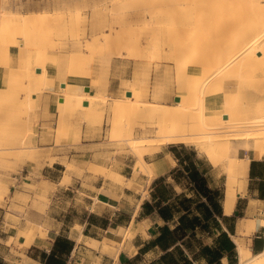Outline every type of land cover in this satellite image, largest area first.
<instances>
[{
    "label": "bare ground",
    "instance_id": "6f19581e",
    "mask_svg": "<svg viewBox=\"0 0 264 264\" xmlns=\"http://www.w3.org/2000/svg\"><path fill=\"white\" fill-rule=\"evenodd\" d=\"M120 1L95 0L89 6L92 9L89 22L96 23L93 28L97 34L108 29L110 35L100 38L94 34L85 41L84 51L91 53L93 48L115 43L144 49V42L148 45L155 39L156 54H145L141 60H134L135 64L142 63L150 69L154 61L161 65L170 63L182 93L176 96L178 101L173 105L164 104L163 100H146V89L137 70L134 82L126 85L127 97L113 99L109 106L112 132L122 127L127 129L124 139L136 159L138 171L148 177V184L168 172L176 161L168 154L163 159L148 162L147 156L159 153L165 146L179 144L203 152L214 165L220 164L226 174L222 206L224 215H232L237 194L246 188L250 162L249 157L237 155L234 143L243 142L245 148L255 149L256 154L264 153V0H203L209 14L207 21H201L200 11L189 10V0H155V5L150 4L154 0ZM5 2L0 0V62L5 59L8 64L10 48H14L17 49L14 57L17 65L9 67L4 75L0 74L4 85L19 82L38 95L54 93L56 98L62 99L57 105L61 124L78 114L80 120L89 125L102 123V107L107 104L102 83L108 79L114 57L123 59L124 56L121 53H115L114 57L102 56L96 69L83 53L63 50L68 39L62 35L51 52L52 56L58 53L63 60L58 70L52 57L37 50L36 44L38 40L42 42L44 30H47L45 36H53L48 34L53 24L58 25L60 31L69 29L71 18L45 11L15 13ZM175 8L179 9V14L173 17L169 11L175 13ZM110 14L120 20L109 19ZM85 23L87 17L79 15L76 25L82 27ZM131 26L143 27V31L135 33L131 28L127 31ZM20 34L23 36L18 37V41L16 35ZM56 78L69 83L61 82L65 86L56 89ZM86 81L91 83L85 86L90 92L80 85ZM154 87L162 97L166 88L164 82L158 81ZM92 88L97 93L93 94ZM2 91L0 86V109L6 103L4 99L13 93L2 96ZM16 100L15 106L19 103L18 98ZM136 127L142 131L151 128L155 133L151 137H135ZM13 149L25 151L29 147L21 140ZM111 176L112 181L122 186L132 181L116 172H111ZM259 225L264 227V221ZM256 228L254 219L239 220L236 235L231 237L236 245L237 264H264V249L252 253L246 241L247 238L250 241ZM24 231L27 230L19 235L25 236V245H29L31 235L42 233V227ZM82 240L80 237L79 241ZM86 244L95 249L99 247V243L91 239L86 240ZM113 254L117 257L118 252Z\"/></svg>",
    "mask_w": 264,
    "mask_h": 264
},
{
    "label": "crops",
    "instance_id": "0c3cea01",
    "mask_svg": "<svg viewBox=\"0 0 264 264\" xmlns=\"http://www.w3.org/2000/svg\"><path fill=\"white\" fill-rule=\"evenodd\" d=\"M59 85L61 86L60 83L58 87ZM38 101L47 110L44 118L45 125L53 126L58 119L57 105L61 99L56 98L53 93L47 92L46 95L39 97ZM46 142L48 148L54 151V161L44 166L41 174L42 180L37 181L38 187L32 196L43 195L47 200V205L43 214L38 213L36 208L30 210L32 224L34 227H43L44 236L40 235L42 233L31 235L32 240L30 237L29 245H25L27 238L19 235L23 230L18 222V211H15L18 204L12 201L15 194L13 188L18 184V180L13 177V172L0 171V178L8 183L11 196V201L6 202L5 207L0 205V264L6 262L8 255L11 264L22 262L24 264H46V260L58 240L68 241L70 250L66 253L56 252L53 260L57 263L163 264L160 261L161 257L170 252L178 260V254L173 252L177 247H180L193 264H206L205 259L196 258V255H199L201 246H212L218 233L213 238L197 229L195 239L190 240L194 248L188 250L182 245V242L188 239L194 231H185L186 236L181 240L179 239L181 233L175 231L179 225L178 219L183 213L174 215L173 220L165 221L156 212L151 216L144 215L143 212L142 206L146 202L162 207L170 204L180 194L185 193L187 197H191L189 183L184 179L182 183L175 180V170L179 165L172 148H176V151L179 152V145L165 147V150L162 151L164 153L152 160L163 159L166 155H171L175 159L176 165L168 172L148 184L147 176L143 177L144 175L141 174L142 178H134L128 176L123 171L124 169H120L117 173L123 175L129 182L132 180L130 185L122 186L108 177L95 175L89 171L90 167L98 166V161L103 158L104 154L97 137L82 139L80 145L58 146L55 144V137L49 135L46 137ZM246 156L250 159L249 181L256 182V188L252 193L254 194L252 202L259 206L264 203V198H261L264 197V153L259 155L256 154L255 149H251L250 154H246ZM71 161L74 162L76 169L83 170L84 173L81 176L69 174L65 180V162L70 163ZM158 180L161 181L156 183ZM40 183H45L48 186L47 190L41 192ZM160 186L170 190L167 199H160ZM251 190L249 185L248 191L251 192ZM243 198L236 201L233 214L227 216L235 217L232 221L234 222L232 234L227 230L226 224L221 219L219 220L223 230L229 234L230 238L232 235H236L239 220L249 218L243 212L251 207L252 202L247 201L246 208H243L241 207ZM235 212L236 216H234ZM261 212L262 210H260ZM223 216H226L224 212ZM254 220L257 228L248 246L252 253L257 254L264 249V236L261 232L264 227L259 225V218L256 217ZM164 227H168L172 234L168 244L160 247L156 245L155 240ZM80 237H82V241H79ZM90 239L99 243L97 249L86 244V240ZM231 240L234 243L232 238ZM104 248L110 251L108 250V252ZM116 251L118 252L117 257L113 256V252ZM221 264H229L228 259L222 258Z\"/></svg>",
    "mask_w": 264,
    "mask_h": 264
},
{
    "label": "rangeland",
    "instance_id": "374dc122",
    "mask_svg": "<svg viewBox=\"0 0 264 264\" xmlns=\"http://www.w3.org/2000/svg\"><path fill=\"white\" fill-rule=\"evenodd\" d=\"M93 1L95 0H6L5 4L8 5L9 9L15 13H30V12H42L45 11L49 14L59 13L65 17H68L70 22V28L65 29L64 31H60L59 26L51 25V31L48 34H52L53 36H45L47 30L41 32V40H38L36 44L37 50L48 54L47 56H51L52 60L57 67L58 70L62 67V58L58 55H51V52L54 49V43H60L62 35L66 36L68 42L65 43V47L63 50L73 51V52H81L86 56L87 61L93 64L94 68L99 67V59L103 57H114L115 53H121L124 58L113 59L111 63L110 72L108 75V79L105 83L103 81V90L102 93L107 98L106 107H102L104 118L102 123L89 125L84 121L80 120V115H76L72 119L66 120L64 123H60L59 116L55 121L54 125L48 127L44 123V118L47 113L46 108L42 107L41 103L38 101L39 97L46 95H38L33 91L27 90V86L25 83L20 84L17 83H6L4 85V79L0 77V86L3 87L2 96L8 95L7 98L4 99V106L1 107L0 113V171H10L13 172L14 178H17L18 184L14 186L15 194L13 196V202L17 203L18 206L15 207V211H18V222L20 228L22 230H29L34 228L32 224V213L31 209L36 208L38 213L43 214L44 209L47 205V200L43 195H34L32 193L35 192L38 187L37 181L42 180V172L43 168L47 163H52L54 161L53 158V149H49L46 137L53 136L55 137V144L58 146L69 144L72 145H80L82 139H93L94 137L98 138V143L101 146V151L104 153L103 158H101L98 162V166H92L89 168V171L95 175H102L104 177H108L109 179L113 178L111 176V172H119L120 169H124L123 171L128 174V176H133L142 178L141 173L138 171L136 166V159L133 157L132 153L129 150V147L126 142V132L127 129L120 128L116 132H112L111 130V119L109 113V106L112 103L113 99H125L127 86L134 82L135 73L138 70V74L142 77L140 82L142 86L146 89V100H160L164 104L173 105L175 104V98L177 95L181 94L182 91L177 86V80L175 79V72L172 69V65L169 63L160 64L159 61L152 62V67L149 69L147 66H144L142 63L135 64L134 60H141L145 54L147 55H155V51H157L156 47L157 43H154L155 39L147 45L144 42L147 49H139L135 45L131 44H122L115 43L106 47H97L93 48L91 53H86L83 49L84 43L86 40H90L93 38L95 34L96 37L102 38L103 36L109 37L110 32L108 29H105L101 34H97V30L93 28L96 23L89 22L91 18L92 9L89 7ZM121 0L120 2H122ZM130 1V0H127ZM183 0H177V2H182ZM194 1V3H193ZM105 3V2H104ZM203 0H189L188 8L190 11H200V19L201 21H207L209 19V14H207V7L204 6ZM151 5H155V0L150 1ZM100 5V4H99ZM103 5V3H102ZM106 10L109 9V4L106 3ZM175 13L174 11H169L171 16L178 15V8ZM79 15L87 17V23L81 27V25H76V20ZM115 15L109 16V19H116ZM120 20V19H116ZM84 27V29H82ZM133 29L135 33H140L143 31V27H128L127 31ZM84 31V33H83ZM35 34V33H34ZM23 36L22 34L16 35L18 41L19 38ZM26 36V35H25ZM28 36V34H27ZM29 37V36H28ZM46 37V38H45ZM58 38V39H57ZM64 46V45H63ZM17 53V49L10 48V58L7 62L5 59H2L0 62V74L1 76L7 72L9 67H16L17 61L14 58ZM158 62V63H157ZM170 78V79H169ZM158 81L164 82L165 92L162 95H157L156 90H154L157 86ZM61 82H68L66 79H55V87L59 89L61 86L58 84ZM80 83V82H79ZM78 84V83H77ZM85 86L91 85L89 81L82 82ZM93 94L97 93L94 88H92ZM155 92V93H154ZM27 96V94H29ZM54 94V93H53ZM154 94V95H153ZM164 96V97H163ZM18 105L15 106V101ZM28 99V101H27ZM105 108V109H104ZM105 110V111H104ZM101 111V108H100ZM79 112V111H78ZM110 119V120H109ZM139 129V130H138ZM151 129V128H150ZM148 129L147 131H142L140 128L136 127L134 129L135 137H151L154 135V129ZM145 132V133H144ZM125 138V139H124ZM25 143V146L29 147V150L20 151L15 150L13 148L16 147L17 142L21 140ZM243 142H235L234 146L238 148V156L241 158L246 157V154H250V150L242 145ZM19 144V143H18ZM254 144V143H253ZM252 144V145H253ZM182 145V144H179ZM258 145V142L256 143ZM165 146V147H169ZM184 147L182 154L186 157H190V159L202 163L203 169L207 171V176L209 179V184L211 189L218 190L223 193V198L225 194V183H226V174L224 173L222 166L220 164L214 165V163L210 162L206 155L203 152H200L193 146L190 145H182ZM254 146V145H253ZM165 147L162 150L153 155L147 156L146 160L151 162L154 158L161 156L165 150ZM37 157H33V155ZM251 156V155H250ZM250 164V162H249ZM66 173L65 180L67 179L69 174H77L81 176L84 172L83 170H78L74 167V162L70 163L65 162ZM145 177V176H143ZM112 180V179H111ZM246 188L244 192H239L237 194V201L244 197L241 200V207L246 206V202H252L253 199V191L256 188V182H250L248 177V171L246 174ZM47 183V182H46ZM130 185V184H129ZM252 188L251 192L248 191V187ZM41 192L47 190V185L45 183H40ZM11 201V196L9 192L8 183L0 178V205H6V202L9 203ZM252 202L251 207L245 210L243 213L245 216L249 217V219L259 218V221H264V203L258 204ZM246 208V207H245ZM260 210L262 212L260 213ZM43 230V227H42ZM24 231V232H27ZM264 236V230L261 231ZM253 237V236H252ZM247 244L250 245V241L246 239ZM107 248H104V250ZM4 264H11L10 257L6 258V262ZM20 264H24L23 262Z\"/></svg>",
    "mask_w": 264,
    "mask_h": 264
},
{
    "label": "trees",
    "instance_id": "16d2710c",
    "mask_svg": "<svg viewBox=\"0 0 264 264\" xmlns=\"http://www.w3.org/2000/svg\"><path fill=\"white\" fill-rule=\"evenodd\" d=\"M179 152L176 148H172L175 158L178 160L179 167L175 170V180L182 183L186 180L189 183V191L191 197H187L185 193L175 197L172 202L166 206L154 205L149 202L143 204L144 215L151 216L156 212L163 220H173L174 215L183 213L179 219V225L175 231H179V239H183L186 236L185 231H194L188 239L183 240L182 245L188 250H193V246L190 242L191 239H195V231L199 229L201 232L208 234L210 237L218 236L214 239L212 246H201L199 255L196 258L201 257L206 260V264H221V259L226 257L229 264H237L235 244L232 242L229 234L225 232L219 222L221 219L226 224L227 230L232 234L234 231L235 217L223 216V193L218 190L211 189L207 171L203 169L201 162H196L188 156H184L182 151L184 147L179 145ZM184 179V180H183ZM161 180L156 181L159 183ZM160 199H167L170 194V190H167L164 186L159 188ZM264 198V197H261ZM237 213L235 212L236 216ZM231 221L232 223H228ZM172 232L168 227H164L161 234L155 240L156 245L163 247L170 241V235ZM177 239V236H175ZM202 244V243H201ZM70 246L66 240H58L52 253L48 256L46 264H64L62 262L57 263L53 259L58 253L69 252ZM173 253L178 254V260L170 252L161 257L160 261L163 264H193L188 257L185 256L183 250L177 247Z\"/></svg>",
    "mask_w": 264,
    "mask_h": 264
},
{
    "label": "water",
    "instance_id": "95a60500",
    "mask_svg": "<svg viewBox=\"0 0 264 264\" xmlns=\"http://www.w3.org/2000/svg\"><path fill=\"white\" fill-rule=\"evenodd\" d=\"M36 71H37V72H40V70H39V69H37ZM64 86H65L64 84H62V85H61V87H64ZM84 91H86V92H90V88H89V87H84ZM177 101H178V97H176V98H175V102H177ZM61 102H62V99H61ZM83 105H85V106H86V105H87V103H84ZM226 118H227V117H226V116H224V119H226Z\"/></svg>",
    "mask_w": 264,
    "mask_h": 264
}]
</instances>
